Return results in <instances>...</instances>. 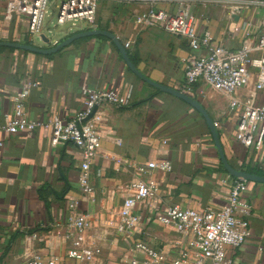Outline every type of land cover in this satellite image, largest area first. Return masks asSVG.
Here are the masks:
<instances>
[{
	"label": "crops",
	"instance_id": "0c3cea01",
	"mask_svg": "<svg viewBox=\"0 0 264 264\" xmlns=\"http://www.w3.org/2000/svg\"><path fill=\"white\" fill-rule=\"evenodd\" d=\"M6 3L0 0V11ZM150 6L172 11L175 3L103 0L96 28L113 31L124 44L131 41V60L142 72L179 88L185 81V59L205 52L194 51L185 37L159 26L138 30L135 16ZM191 9L200 32H211L216 43L232 49L241 46L247 31H260L263 22L260 10L251 7L234 13L229 5L194 0ZM27 33L24 15L5 19L0 13V40L23 42ZM70 34L71 30L65 29L53 44ZM32 42L47 47L44 42ZM29 80L38 85L25 105L29 117L43 125L32 133L1 134L0 264H25L36 254L57 258L61 264H132L134 258L142 264L144 254L137 242L164 251L167 259L163 264H171L185 247V240L173 225L159 222L157 213L174 204L198 210L227 204L229 174L202 115L185 101L137 77L109 38H79L52 54L0 46V126L4 113L13 109L14 95ZM83 86L114 88L121 93L133 86L129 106L104 104L98 108L101 148L91 163V194L79 187L81 148L73 142L52 146L48 126L54 116L69 120L83 108ZM199 100L217 123L230 164L244 170L255 168L264 175V149L248 150L235 138L229 96L207 88ZM116 158L138 163L167 159L172 164L171 171L156 169L144 177L154 179L158 191L136 205L141 220L131 233L119 231L118 210L129 194L135 170ZM246 199L253 206L252 235L240 247L229 246L227 260L229 264H264V183L249 181ZM73 213L91 220L79 238L85 250L101 248L95 262L68 256L76 239L67 227Z\"/></svg>",
	"mask_w": 264,
	"mask_h": 264
},
{
	"label": "built area",
	"instance_id": "2783aa9c",
	"mask_svg": "<svg viewBox=\"0 0 264 264\" xmlns=\"http://www.w3.org/2000/svg\"><path fill=\"white\" fill-rule=\"evenodd\" d=\"M52 0H7L0 13L5 19L13 15H24L28 33L24 40L33 41L44 30L45 16ZM130 4L148 0H116ZM159 1V0H151ZM174 2V10L150 6L135 16L138 30L159 26L165 31L185 37L194 51L203 50L204 55H192L185 59V81L179 87L201 99L209 88L229 96V111L235 120V138L248 150L264 149V33L259 30L246 32L241 46L232 49L223 43H216L209 31L200 32L198 18L191 9L194 0H161ZM231 6L234 13L242 12L253 4L264 5V0H199ZM102 0H62L57 12V22L64 25L86 21L92 28L97 27V14ZM131 41L126 42L128 48ZM38 84L29 80L22 84L14 95L12 111L4 113V124L0 126V148L4 146L2 132L18 134L32 133L43 125L29 117L25 100ZM83 108L71 119L56 115L48 126L52 129L51 144L56 147L73 142L83 152L79 187L83 193L91 194L94 187L90 180L92 161L101 148L99 125L102 115L98 108L110 104L118 108L129 106L133 100V86L126 93L114 88H92L83 86ZM217 124V123H216ZM120 164L132 166L135 179L130 183L129 194L118 210V229L131 233L141 217L135 212L136 205L143 199L151 198L158 191L152 178H144L156 169L171 171L167 159L138 163L125 158H116ZM230 192L227 204L220 209L206 207L198 210L182 204L163 208L156 215L159 222L173 225L185 240L183 250L171 264H229L227 248L240 247L251 237L250 217L252 204L246 199L249 181L230 174L227 180ZM91 226L87 215L71 214L67 219L69 233L76 238L68 249V256L80 262H95L101 256V248L85 250L81 247L80 236ZM78 237V238H77ZM136 247L144 254L142 264H163L166 253L143 242ZM137 258L132 264H138ZM25 264H61L57 258L45 259L34 255Z\"/></svg>",
	"mask_w": 264,
	"mask_h": 264
},
{
	"label": "water",
	"instance_id": "95a60500",
	"mask_svg": "<svg viewBox=\"0 0 264 264\" xmlns=\"http://www.w3.org/2000/svg\"><path fill=\"white\" fill-rule=\"evenodd\" d=\"M97 35L105 36L109 38L110 40H112V42L116 45L117 49L119 50L128 68L137 77L151 84L152 86L157 87L161 91L169 93L185 101L186 103L191 105L193 108H195L202 115V117L204 118V120L206 121L208 125L212 139L218 151L219 157L222 161L224 168L228 172V174L234 177H242L248 181L264 183V175L251 173L244 169L236 168L230 164L225 154V150H224L221 138H220L217 124L215 120L212 118V116L210 115L205 105L198 98H195L191 94L184 92L174 86L165 85L157 80L152 79L151 77L147 76L144 72H142L131 60L129 56L128 48L125 46L122 40L113 31L109 29H103V28H91V29H86V30H80V31L72 32V34L68 35L67 37L63 38L60 41L55 42V44H53L51 38H48L45 34H42L41 36H39V38L40 40H42V42H44L45 45H47V47H42L36 44H30V43H25V42H20V41H9V40H0V46L19 48V49L28 50L31 52H36V53H41V54H52V53H56L61 48L67 46L68 44L74 42L75 40L79 38L97 36Z\"/></svg>",
	"mask_w": 264,
	"mask_h": 264
},
{
	"label": "rangeland",
	"instance_id": "374dc122",
	"mask_svg": "<svg viewBox=\"0 0 264 264\" xmlns=\"http://www.w3.org/2000/svg\"><path fill=\"white\" fill-rule=\"evenodd\" d=\"M103 1V0H102ZM62 0H52L48 7V12L45 16V32L44 34L54 40L57 36L61 35L65 29H70L71 32H76L82 29H87L89 27V23L86 21H77L74 24L68 22L64 25H60L57 22V12L60 7ZM251 8H256L260 10V18L263 19L261 25V33H264V5L253 4L250 6ZM101 9V4L99 6L98 11ZM65 36V35H64ZM35 41L42 42L38 36L34 37Z\"/></svg>",
	"mask_w": 264,
	"mask_h": 264
},
{
	"label": "trees",
	"instance_id": "16d2710c",
	"mask_svg": "<svg viewBox=\"0 0 264 264\" xmlns=\"http://www.w3.org/2000/svg\"><path fill=\"white\" fill-rule=\"evenodd\" d=\"M23 42H25V43H30V44L33 43L32 41H29L28 39H25ZM128 52H129V51H128ZM129 56H130V58H131L130 52H129ZM131 59H132V58H131ZM191 95L194 96L195 98H197L195 94H191ZM246 171L251 172V173L261 174V175L263 174L262 171H260V170H258V169H255V168H250V167H247V168H246Z\"/></svg>",
	"mask_w": 264,
	"mask_h": 264
}]
</instances>
